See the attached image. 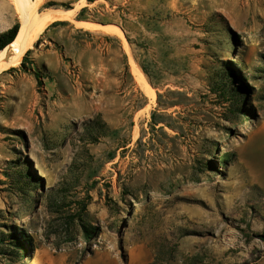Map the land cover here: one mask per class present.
Segmentation results:
<instances>
[{"label":"rangeland","instance_id":"obj_1","mask_svg":"<svg viewBox=\"0 0 264 264\" xmlns=\"http://www.w3.org/2000/svg\"><path fill=\"white\" fill-rule=\"evenodd\" d=\"M49 3L69 17L0 56V238L35 245L0 264H149L162 246L167 264H264V0H44L34 17ZM19 13L0 0V33ZM86 197L97 233L65 242L48 203Z\"/></svg>","mask_w":264,"mask_h":264},{"label":"trees","instance_id":"obj_2","mask_svg":"<svg viewBox=\"0 0 264 264\" xmlns=\"http://www.w3.org/2000/svg\"><path fill=\"white\" fill-rule=\"evenodd\" d=\"M55 5L53 3H49L46 7H50ZM19 30L18 21L13 24L10 28L0 33V50L4 49L9 43H11ZM238 108V107H237ZM246 112V111H244ZM95 127L97 130L104 128L105 123H103L99 117H96L94 120L90 122V127ZM91 142H96L98 140V135H95L90 139ZM87 199H80L76 201V207L73 210L64 211L63 205L61 201L51 200L48 203V209L58 218L63 219L66 239L65 242H70L73 237L72 233L75 227L80 228L83 236L86 239L91 238L94 234L97 233V227L91 225L88 221H86L87 215V205L89 203V197ZM55 229H50L46 233L48 237L49 234H55ZM3 234V233H2ZM5 238H0V254L7 255L10 258L21 259L26 254L32 252L35 249V245L30 235L27 233L21 232L19 234L12 232L8 235L4 236ZM175 246L170 247H160L159 249H154V254L152 257V261L149 264H160L161 262H165L167 264L168 261L174 259L175 257ZM200 259L195 256L186 257L181 264H200Z\"/></svg>","mask_w":264,"mask_h":264},{"label":"bare ground","instance_id":"obj_3","mask_svg":"<svg viewBox=\"0 0 264 264\" xmlns=\"http://www.w3.org/2000/svg\"><path fill=\"white\" fill-rule=\"evenodd\" d=\"M13 2L16 8L18 9V11L20 12L19 14L21 15V23H20L19 30H18V33L15 39L11 43H9L4 49L0 50L1 57H3V53L6 48H8L11 51V55L6 57V60L3 62L4 63L3 66L9 65V64L12 66V65H16L17 63H19L23 52L31 46L36 36L47 27L48 25L47 23L51 19L58 16V13L51 12L41 17H34L36 9L41 5L43 0H13ZM27 8H28V11H27ZM31 14H33V18L32 16L30 17ZM62 15L69 16L70 12H66L65 14H62ZM107 29L111 33L113 32L118 37L123 38L122 32L119 28L112 26ZM129 59H130V64H131V71H132L135 81L148 94L152 95L151 87L146 81L143 73L137 67L134 60H132L131 58Z\"/></svg>","mask_w":264,"mask_h":264},{"label":"crops","instance_id":"obj_4","mask_svg":"<svg viewBox=\"0 0 264 264\" xmlns=\"http://www.w3.org/2000/svg\"><path fill=\"white\" fill-rule=\"evenodd\" d=\"M44 1V0H43ZM43 3V2H42ZM51 12H53V13H58V16H56L55 18H53V19H56V18H65V17H69V16H64V15H62V14H65L66 12H70L71 13V10H62V11H55V10H51V9H47L46 8V10L43 12V15H45V14H49V13H51ZM42 15V16H43ZM53 19H51L47 24H49L51 21H53ZM78 24H81V25H83L84 27H89V28H93V27H95V24H93V23H90V22H87V21H81V22H79ZM102 27H104V29L106 30V31H108V29L107 28H109V27H112L111 25H109V26H102ZM108 32H110V31H108ZM111 33V32H110Z\"/></svg>","mask_w":264,"mask_h":264}]
</instances>
